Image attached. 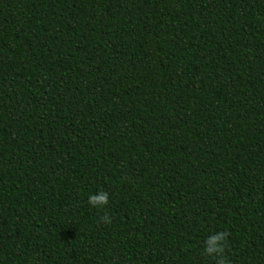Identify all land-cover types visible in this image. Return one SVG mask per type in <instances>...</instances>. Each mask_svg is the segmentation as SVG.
<instances>
[{"label":"trees","instance_id":"trees-1","mask_svg":"<svg viewBox=\"0 0 264 264\" xmlns=\"http://www.w3.org/2000/svg\"><path fill=\"white\" fill-rule=\"evenodd\" d=\"M210 231L264 264V0H0V264H215Z\"/></svg>","mask_w":264,"mask_h":264},{"label":"clouds","instance_id":"clouds-1","mask_svg":"<svg viewBox=\"0 0 264 264\" xmlns=\"http://www.w3.org/2000/svg\"><path fill=\"white\" fill-rule=\"evenodd\" d=\"M87 203L94 208L107 205L109 203V194L100 189L94 194L89 193L87 195ZM104 224L110 223V217L104 214L101 217ZM226 231H210L202 241V251L204 255L215 261V264H228L227 257L225 255L226 246Z\"/></svg>","mask_w":264,"mask_h":264}]
</instances>
